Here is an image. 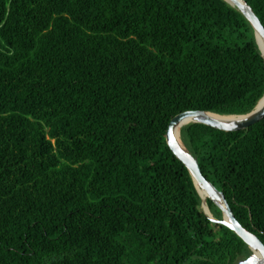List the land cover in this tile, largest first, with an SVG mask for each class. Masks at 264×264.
I'll return each instance as SVG.
<instances>
[{
    "label": "trees",
    "instance_id": "obj_1",
    "mask_svg": "<svg viewBox=\"0 0 264 264\" xmlns=\"http://www.w3.org/2000/svg\"><path fill=\"white\" fill-rule=\"evenodd\" d=\"M244 1L264 28V0ZM263 92L253 29L225 0H0V264H237L250 250L204 214L166 132ZM179 137L264 245V117Z\"/></svg>",
    "mask_w": 264,
    "mask_h": 264
},
{
    "label": "water",
    "instance_id": "obj_2",
    "mask_svg": "<svg viewBox=\"0 0 264 264\" xmlns=\"http://www.w3.org/2000/svg\"><path fill=\"white\" fill-rule=\"evenodd\" d=\"M225 1L231 6L236 7L251 25L253 29L254 39L264 62V28L261 25L260 21L244 0ZM260 42L262 44L263 50H261L260 48ZM209 113L215 114L212 112L201 110H188L180 112L172 117L168 123L166 132V140L168 146L171 148L175 157L179 159L187 168L193 181L194 187L201 199V207L204 214L212 222L222 224L233 231L247 245L248 249L250 250V254L246 258L238 261L237 264H264V245L262 244V242L255 234L246 230L238 223L223 194L205 179V177L199 170L195 157H193L189 153L184 145L183 147H180L178 145V143L176 142V137L174 135V131L176 130V128H178L179 130L182 125L188 124L190 122H198L227 131L245 129L264 117V92L250 111L243 114L228 115L233 117L229 121L219 122L211 118L210 116H207V114ZM199 188L204 190L205 198H202ZM206 198L212 201L220 209L221 219L213 218L204 200Z\"/></svg>",
    "mask_w": 264,
    "mask_h": 264
},
{
    "label": "bare ground",
    "instance_id": "obj_3",
    "mask_svg": "<svg viewBox=\"0 0 264 264\" xmlns=\"http://www.w3.org/2000/svg\"><path fill=\"white\" fill-rule=\"evenodd\" d=\"M260 48H261V50H263L262 49L261 42H260ZM207 116H210L211 118H213V119H215V120H217L219 122H226V121H229V120H231L233 118L232 116H228V115H219V114L218 115H215V114H210V113L207 114ZM178 131H179L178 128H176V130L174 131V135L176 137V142L178 143V145L180 147H183V144H182V142L180 140L179 132ZM199 191L201 193L202 198H205V192H204V190L201 189V188H199Z\"/></svg>",
    "mask_w": 264,
    "mask_h": 264
},
{
    "label": "flooded vegetation",
    "instance_id": "obj_4",
    "mask_svg": "<svg viewBox=\"0 0 264 264\" xmlns=\"http://www.w3.org/2000/svg\"><path fill=\"white\" fill-rule=\"evenodd\" d=\"M249 252H250V251H249ZM249 254H250V253H249ZM249 254H248V255H249ZM248 255H247V256H248ZM247 256H245L244 258H246ZM244 258H242V259H244ZM242 259H240V260H242ZM240 260H239V261H240Z\"/></svg>",
    "mask_w": 264,
    "mask_h": 264
}]
</instances>
